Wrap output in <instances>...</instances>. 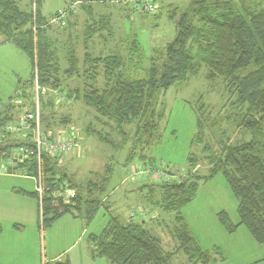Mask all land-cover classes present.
Listing matches in <instances>:
<instances>
[{"label": "trees", "instance_id": "1", "mask_svg": "<svg viewBox=\"0 0 264 264\" xmlns=\"http://www.w3.org/2000/svg\"><path fill=\"white\" fill-rule=\"evenodd\" d=\"M23 1L25 5L22 8V0H0V37L29 59L31 90L34 91L36 76L41 87L64 91L65 83L79 74L77 63H82L83 72L91 70L94 75L97 73L98 76L90 80L81 101L93 110L97 118L112 124L123 137L124 132L120 130L134 126L127 162L135 160L138 147L142 151L151 149L161 141L160 122L165 110L163 98L170 88L186 83L201 67L207 71V81L221 79L223 83L226 99L215 113L203 104L194 109L197 132L193 142L197 145L204 143L201 158L198 153L189 156V169L183 172L186 176L181 181H148L140 188V191H144L142 200L151 210L174 215L171 236L177 242L175 251L162 249L157 238L146 227L148 214L144 210H141L144 215H138L136 219L127 216L126 221L112 215L108 206H104L108 222L100 234L88 237L91 256L104 258L110 264H172V258L177 254L184 257L182 264H216L224 260L219 248L214 247L210 251L200 248L181 214L182 208L195 200L199 184L208 182L217 174L224 176L236 199L239 217V222L232 225L227 216L221 213L220 223L229 233H233L238 226H245L254 241L264 245V1L187 0L185 8L171 17L175 26L173 41L164 49L154 50L143 78L138 77L143 55L135 38L128 39L125 48L127 57L117 50L105 56H93L84 46L80 58L77 50H69L62 71L53 44L45 36L49 23L39 14L38 0ZM107 1L68 0V3H77L87 17H93L94 4ZM115 2L128 5L124 0ZM67 13L68 16L74 15L71 11ZM98 19L100 26L92 27L93 31L86 29L83 43L92 39L95 32L101 37L103 32L113 34L109 16L100 15ZM99 68L103 69L106 81L102 87L95 88L100 74L96 70ZM59 75L64 79H59ZM76 91L79 90H68L65 98L78 99ZM29 92L18 95L22 101L14 99L13 104L10 103L0 112V163L7 162L14 153L19 154L22 147L28 150L29 157L22 162L14 158L17 164L13 171L24 172L27 177L34 178L36 184L40 179L41 201L37 191L33 196L39 200L43 227L51 226L65 215L89 223L99 207L103 206L101 198L106 193L111 172L107 176L105 170L100 183L95 179L75 183L59 169V162L48 154L43 152L40 161L37 160L31 141L33 121H29V128L24 131L25 138L19 137L18 132L7 131V125L11 123L17 127L22 111H35L34 92L32 96L27 95ZM38 101L42 108L39 121L43 129L69 128L67 116L50 121L41 113L55 106L49 97L41 96ZM205 110L209 116L203 121ZM224 118H234L236 128L247 135V140L228 143ZM205 130L207 136L216 142L218 150L203 141ZM85 131L86 135L94 136L99 143L113 147L101 131L94 130L90 125ZM138 159L145 168H155L154 161L144 153ZM200 159L209 167L207 175L192 173V168ZM165 171L169 172L167 169ZM66 188L75 191V197L69 202L55 194ZM95 192L100 193L99 198L93 197Z\"/></svg>", "mask_w": 264, "mask_h": 264}, {"label": "rangeland", "instance_id": "2", "mask_svg": "<svg viewBox=\"0 0 264 264\" xmlns=\"http://www.w3.org/2000/svg\"><path fill=\"white\" fill-rule=\"evenodd\" d=\"M115 1L121 0H108L105 3L94 4L93 17H87L77 4L76 8L71 11L74 15H67V22L64 21L65 24L62 25L54 24L51 20L57 12L67 10L68 0H38L39 14L45 22L48 21L49 23L45 36L53 44L54 53L61 62L62 71L65 69L66 53L69 50H77V55L80 58L84 46L93 56H105L110 51L117 50L125 57L128 39L135 38L143 55L138 68V77L143 78L148 66V59L153 55L154 50L164 49L175 37V26L171 17L187 5V0H156L154 13L145 14L138 9L136 10L133 5L118 4ZM21 5L22 8L25 5L23 0ZM100 15L109 16L113 34L109 35L107 32H103V37H101L95 32L92 39L83 43L86 39L85 32L87 30L93 31L92 27L100 26L98 22ZM77 67H79L78 76L68 80L65 83V90L62 92L61 90L59 92L48 87H41L37 81L38 87L46 90L43 97H49L55 104L52 109L47 108L41 113L50 121H56L67 116L70 122L67 127H73L81 147V154L78 155V158L72 154L60 162L58 167L75 183H84L91 179L100 183V177L104 176V171L106 170L107 176L111 172L103 197L108 199L105 206H108L112 215L127 219L130 210L146 203L145 200L138 197L139 190L137 187L148 183L147 179L144 178L137 183H131L128 180L123 184V180H127L129 169L132 170L135 164L143 166L144 163L139 161L138 156L143 153L147 155L154 161L155 168H165L175 174L186 172L189 169V156L198 153L201 158L200 151L204 145V143L197 145L193 142L197 132L194 109L199 108V104H203L215 113L226 99L222 87L223 83L221 79H216L213 82L207 81L205 79L207 71L201 67L197 74L189 77L186 83L170 88L163 98L165 110L164 117L160 122L161 141L151 149L142 151L141 147H138L135 151V160L131 163V161H126V156L129 147L132 145L131 138L134 134V126L122 128L123 130L120 131L124 132L125 137H123L112 124L104 123L107 121L97 118L93 110L81 101V97L88 89L90 80L95 75L97 77L98 74L95 72L94 75L91 70L83 72L82 63L79 65L77 63ZM96 71L100 74L95 83V88H100L105 84L106 77L103 69L99 68ZM59 73L61 74V72ZM59 77V79H64L61 75ZM30 80L29 59L12 44L3 42L0 37V112L10 103L13 104L14 99L23 100L18 95L31 90ZM74 89L79 90L76 91L79 100L66 99V92ZM32 93L33 90L27 95L31 94L32 96ZM35 99L34 96V106L36 105ZM38 109L40 113L42 108L39 104ZM207 116L209 114L205 110L203 121ZM234 118H224L225 135L227 140L229 139L226 141L231 144L247 140V135L236 128ZM88 125L92 126L94 130L101 131L113 147L99 143L94 136L86 135L85 130ZM40 127L42 131L46 132L41 124ZM51 130L56 132L57 128L54 127ZM207 133L206 130L203 132L205 137L203 141L218 150L216 142L212 141ZM109 168L112 170L110 171ZM208 169V165L200 159L192 168V173L203 176L207 175ZM36 187V180L27 177L22 171L8 175L0 174V228L4 233V238L9 233L18 231L17 233H20L22 238L27 237L31 240V254L24 259L26 264L49 263L51 251L60 250L58 241L63 230L66 231L64 245L72 243L74 238L73 232L68 226H55V222L51 226H42L38 206L39 200L33 196ZM60 191L62 193V189ZM109 194L111 195L106 197ZM130 195L133 196L130 197ZM95 196L99 198L100 193L95 192L93 197ZM221 213L227 216L232 225L239 222L237 201L222 174L215 175L208 182L200 183L195 200L181 210L185 223L200 248L206 251H210L214 247L219 248L224 258L220 264H262L264 245H258L245 226H238V231L236 229L233 233H229L219 221V214ZM154 214H158L159 217L147 221V229L157 238L163 250L175 251L177 242L171 236L174 215L172 213L165 214L158 210L154 211ZM107 221L106 210L104 206H100L88 225L84 221L82 222L87 229L83 232L77 247L85 246L88 235L100 234ZM5 242L6 246L10 248L9 238ZM4 253L8 256L7 264H14L9 261L12 258L11 251L7 248ZM183 262L185 259L180 254L174 255L172 258V264H182Z\"/></svg>", "mask_w": 264, "mask_h": 264}, {"label": "built area", "instance_id": "3", "mask_svg": "<svg viewBox=\"0 0 264 264\" xmlns=\"http://www.w3.org/2000/svg\"><path fill=\"white\" fill-rule=\"evenodd\" d=\"M124 2L133 5L135 9H138L142 13H153L156 9V0H124ZM76 6L77 3H71L68 5L67 10L57 12L54 17H52V23L63 25L67 17V12L74 10ZM34 12L35 9L33 7V13ZM33 92L34 96L36 97L35 111L33 113L27 112L25 110L22 111V113L18 116L17 127H15L11 123L7 125L6 130L10 132H18L19 137L25 138L24 131L29 128V121H33L34 127L31 129V141L34 145L33 149L35 150V155L37 156L38 161H40V156L43 152L48 154L50 157L56 159L59 163L62 162L65 158L71 156L72 154L74 156H78L81 147L79 142L77 141V133L74 132L73 127H69L68 129L59 128L56 132H52V130H46V132L41 130L39 121L38 97L39 95L44 96L46 94V90L38 87L36 77L34 79ZM27 151V149L22 147L19 149V154L14 153L12 155L13 157L10 158L7 162L0 163V174H13V169H15V166L17 164L15 163L14 158H17L20 162H22L23 160L29 157ZM129 173L126 181L129 180V182L131 183L140 182L144 178L154 183L172 181L178 182L183 180L186 176L185 173L173 174L170 172H166L165 168L150 169L138 164H135L133 169L129 170ZM36 191L38 192L39 199L41 201L42 189L40 185V179L38 180ZM55 194L62 196V199L66 202H69L72 198L75 197V191L70 188L62 190V193L61 191H58ZM142 214L144 215L141 210L132 209L128 213V218L136 219L138 215Z\"/></svg>", "mask_w": 264, "mask_h": 264}, {"label": "crops", "instance_id": "4", "mask_svg": "<svg viewBox=\"0 0 264 264\" xmlns=\"http://www.w3.org/2000/svg\"><path fill=\"white\" fill-rule=\"evenodd\" d=\"M126 182H127L126 180H123V184H125ZM143 185L144 184H142L141 186H143ZM139 186L137 187V190H139L138 191V197L141 198V200H142V196L144 194L143 193L144 191H142V190L140 191L141 186L140 187ZM110 195L111 194H109L106 197H109ZM131 196H133V195H130V197ZM103 197L101 198V202L103 203V206H105V204H107L108 199L103 198ZM136 208L140 209V210H144V212H146L148 214V217L145 218L146 219L145 220L146 225H147V221L154 220L155 218L159 217L158 214H154V211H157V210H151L149 208V206H147V205L136 206ZM119 218L127 221V219H123L121 217H119ZM83 221L84 220L79 219V218H73L71 216H64L54 223L55 226H58V225L68 226L72 230L74 238H73L72 243H70L68 245H64L63 241L66 237V231L63 230L62 236L58 241V245H59L60 250L54 249L53 251H51L50 257L48 259L49 264H54V263H60V264H66V263H68V264H110L104 258L92 257L90 254V246H89L88 237L90 235H98V234L88 235L87 239H86L85 246L80 247V248L77 247L78 241L80 240L81 236L83 235V232L87 229V228H85L86 225H88L91 222L90 221L89 223H86L84 221L86 224L84 226L82 224ZM237 231H238V229H237ZM17 232H11L7 235L6 238H4V235H3L4 233H3L2 229L0 228V264H7L8 263L6 260L8 256L6 255V253H4L5 250H7V248L12 253V258L9 260L10 263L26 264V261L24 259L29 257V255L31 254L32 242L27 237L22 238V236H20V233H17ZM8 238L10 240V248L6 246V242H5V240H7ZM13 241H14V243L12 244ZM220 262H217L216 264H220Z\"/></svg>", "mask_w": 264, "mask_h": 264}]
</instances>
